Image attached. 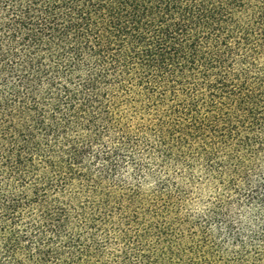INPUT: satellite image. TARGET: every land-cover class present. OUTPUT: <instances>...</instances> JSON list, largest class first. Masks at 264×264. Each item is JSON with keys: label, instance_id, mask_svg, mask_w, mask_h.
<instances>
[{"label": "trees", "instance_id": "trees-1", "mask_svg": "<svg viewBox=\"0 0 264 264\" xmlns=\"http://www.w3.org/2000/svg\"><path fill=\"white\" fill-rule=\"evenodd\" d=\"M0 264H264V0H0Z\"/></svg>", "mask_w": 264, "mask_h": 264}]
</instances>
